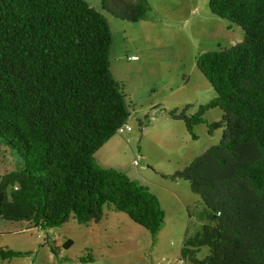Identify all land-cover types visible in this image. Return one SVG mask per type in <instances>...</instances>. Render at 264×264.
<instances>
[{
  "label": "trees",
  "instance_id": "trees-1",
  "mask_svg": "<svg viewBox=\"0 0 264 264\" xmlns=\"http://www.w3.org/2000/svg\"><path fill=\"white\" fill-rule=\"evenodd\" d=\"M132 23L150 13L147 0H99ZM215 16L237 25L243 43L199 57L197 67L217 97L169 113L194 136L224 129L222 142L174 178L190 183L205 205V226L186 237L189 264H264V0H211ZM111 31L85 0H0V144L22 160L0 175V222L42 230L74 217L99 223L104 209L127 215L155 237L165 219L156 196L95 155L128 123L125 96L109 61ZM220 109L223 119L205 115ZM71 244V242L69 243ZM202 248L210 253L198 259ZM24 253L0 249V264Z\"/></svg>",
  "mask_w": 264,
  "mask_h": 264
},
{
  "label": "rangeland",
  "instance_id": "rangeland-1",
  "mask_svg": "<svg viewBox=\"0 0 264 264\" xmlns=\"http://www.w3.org/2000/svg\"><path fill=\"white\" fill-rule=\"evenodd\" d=\"M85 1L108 22L111 74L130 114V131L117 133L95 159L102 168L125 174L156 196L165 212L164 223L153 237L127 215L109 208L99 223L80 225L71 217L49 230L2 221L0 249L24 256L1 264H189L181 258L184 241L205 226L206 208L190 183L174 176L219 145L224 129L210 135L208 125H198L194 139L185 123L169 113L188 109L192 117L217 97L197 61L203 54L243 43L245 34L212 14L211 0H147L148 18L137 23L105 12L99 0ZM133 57L138 60L131 61ZM223 116L214 109L205 119L212 124ZM22 168L21 158L0 144V175ZM209 253L202 248L198 259Z\"/></svg>",
  "mask_w": 264,
  "mask_h": 264
},
{
  "label": "built area",
  "instance_id": "built-area-1",
  "mask_svg": "<svg viewBox=\"0 0 264 264\" xmlns=\"http://www.w3.org/2000/svg\"><path fill=\"white\" fill-rule=\"evenodd\" d=\"M138 60V58L137 57H133V58H131V61H137ZM130 131V128L128 127V126H124V127H122L118 132L120 133V134H123L125 131Z\"/></svg>",
  "mask_w": 264,
  "mask_h": 264
},
{
  "label": "clouds",
  "instance_id": "clouds-1",
  "mask_svg": "<svg viewBox=\"0 0 264 264\" xmlns=\"http://www.w3.org/2000/svg\"><path fill=\"white\" fill-rule=\"evenodd\" d=\"M124 126H128V123H127L126 125H124ZM124 126H123V127H124ZM128 127H129V126H128ZM129 128H130V127H129ZM126 131H127V130H126ZM126 131H125V132H126ZM125 132H124V133H125ZM118 133H119V132H118ZM119 134H120V133H119Z\"/></svg>",
  "mask_w": 264,
  "mask_h": 264
}]
</instances>
